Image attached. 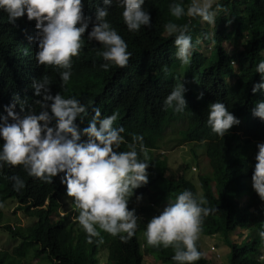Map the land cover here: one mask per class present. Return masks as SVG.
Returning <instances> with one entry per match:
<instances>
[{
	"label": "trees",
	"instance_id": "trees-1",
	"mask_svg": "<svg viewBox=\"0 0 264 264\" xmlns=\"http://www.w3.org/2000/svg\"><path fill=\"white\" fill-rule=\"evenodd\" d=\"M171 2L145 0L142 7L150 16V26H141L135 32L126 29L120 7L113 4L108 8L106 19L125 41L131 56L126 66H112L104 71L99 67L104 61L97 55L102 47L98 42L86 39L95 7L102 5L100 0H82V12L88 18L89 28L81 37L83 43L78 55L71 59V76L63 87L58 76L60 69L43 65L37 67L35 64V21H28L22 16L14 24H9L6 14L0 11L2 109L12 102L15 95L25 110L32 107L38 111L33 103L38 98L33 95L31 83L44 74L50 78L49 87L53 95L59 92L64 98H76L86 106L87 116L83 122L76 121L78 128L87 126L93 107L100 109L102 117L116 112L117 120L113 126L124 128L121 133L124 141L131 143L133 134L140 135L148 150L147 183L133 190L127 205L129 209H135L137 228L133 236L123 242L118 236L113 237L101 231L102 239L93 238L92 243H87L85 233L75 219L72 220L69 214L60 215V201L66 196L65 186L59 179L62 174L54 177L52 183H45L27 176L19 165L0 167V200H16L20 210L37 220L26 231L13 230L11 225L3 228L12 237L36 242V258H48L49 264H143L145 254H150L164 264H175L171 260V247L148 246L145 240L141 242L140 235L144 225L153 216L159 215L161 210L155 206H166L176 194L187 189L194 194H202L207 206L216 209L202 218L199 234L212 236L217 232L230 234L246 230L247 235L242 244L229 242V264H264L259 259L262 250L257 235L260 223L264 222V201L253 189L244 204L240 203L239 196L241 192L248 193L245 188L251 186L255 157H252L250 150L236 142L218 139L204 123L208 100L220 101L250 118L249 109L252 111L256 102L264 100L259 90L256 93L251 91L253 84L260 82V74L255 72V66L264 60V0H222L212 28L198 17L182 16L179 20L171 17L168 11ZM177 2L186 5L189 0ZM168 22L188 24L186 34L191 36L193 47L187 65H181L174 55V35L169 36L163 28ZM202 24H206V27ZM241 41L243 48L236 50L235 47ZM228 42L237 51L236 56L228 52ZM203 45L210 46V55L204 69L196 72L195 65ZM233 60H236L237 65L232 64ZM180 82L185 88L184 96L192 95L200 100L189 106L186 103L182 112H173L165 108L163 100L173 86ZM16 111H19V104ZM254 119L259 123H252L254 135H260L264 132V126L260 125L264 121ZM176 127L180 131V141L198 144L208 140L206 153L215 172L211 176H200L201 191L188 179L189 165H183L171 174L167 164L153 152L161 145L165 132ZM126 143H122L117 150H127ZM13 175L24 181L22 189H13V182L9 179ZM244 180L249 183L243 185ZM212 182L216 183L217 195L212 191ZM141 194L146 195L147 204L136 208L133 203L136 196ZM196 247L202 255L192 264H224L214 263L205 257L199 238ZM22 261L10 249H0V264H22Z\"/></svg>",
	"mask_w": 264,
	"mask_h": 264
},
{
	"label": "clouds",
	"instance_id": "clouds-1",
	"mask_svg": "<svg viewBox=\"0 0 264 264\" xmlns=\"http://www.w3.org/2000/svg\"><path fill=\"white\" fill-rule=\"evenodd\" d=\"M221 1L189 0L184 5L172 0L168 11L176 20L182 16L198 17L213 26ZM144 3L145 0H100L102 6L95 7L94 19L86 39L98 42L102 47L97 55L104 61L99 65L104 71L112 66H126L131 56L125 41L106 19L108 8L113 4L120 7L126 29L135 32L141 26H150V16L142 7ZM82 7V0H0V11L6 14L9 24H14L22 16L28 21H35V64L37 67L43 65L60 69L58 76L61 87L69 82L71 59L78 55L83 43L81 37L89 28ZM163 28L169 36L174 35L176 59L181 65L189 64L193 45L191 36L186 34L188 24L168 22ZM228 47L232 48L229 43ZM235 49L241 48L236 46ZM228 52L236 56L237 51L232 48ZM232 64L237 65L236 60ZM255 72L260 74V82L253 84L251 91L256 93L259 90L264 95V60L256 64ZM49 86L50 78L47 75L32 80L33 95L38 98L33 103L38 111L32 107L25 110L15 95L4 109L0 104V167L19 165L27 176L45 183H52L54 177L62 174L59 179L65 186V195L71 198L79 210L78 215L71 217L84 231L86 242L92 243L93 238L102 239L101 231L113 237L118 236L123 242L132 237L137 228L135 209L127 207L129 198L134 189L147 183L149 157L143 138L133 134L132 142L126 143L121 135L124 128L113 126L117 113L102 117L98 107L92 108L87 126L78 128L76 121L83 122L87 116L86 106L76 98H64L59 92L53 95ZM184 92L181 82L175 84L163 100L165 108L182 112L186 103L189 106L200 100L192 95L184 96ZM18 104L19 111H16ZM249 111L251 118L220 101L208 100L204 123L218 139L231 140L251 151L252 157H255L251 186L243 188L248 192L253 189L260 200L264 201V132L254 135L252 128L253 121L258 123L254 117L264 121V100L256 102L252 111ZM260 125L264 126V123ZM168 132L174 133L173 136L177 138L180 136L177 127L165 134ZM206 142L208 144V140L198 144L190 142L194 144L192 150ZM122 143H126L127 150L118 151ZM157 150L153 151L154 154H157ZM157 155L161 160V155ZM9 179L13 182L14 190L24 187V181L19 176L13 175ZM248 183L243 181V185ZM248 194L241 192V201L244 197L248 198ZM140 199L137 195V203ZM155 207L161 211L144 225L142 234L146 245L171 247V260L175 264H192L199 260L202 253L198 251L196 241L201 221L216 209L207 206V200L202 194H194L187 189L176 194L166 206L160 204ZM257 235L262 250L259 259L264 260V222L260 223Z\"/></svg>",
	"mask_w": 264,
	"mask_h": 264
},
{
	"label": "rangeland",
	"instance_id": "rangeland-1",
	"mask_svg": "<svg viewBox=\"0 0 264 264\" xmlns=\"http://www.w3.org/2000/svg\"><path fill=\"white\" fill-rule=\"evenodd\" d=\"M205 26V25H204ZM212 28V26H210ZM229 43V42H228ZM228 43L227 46H228ZM237 48H243L242 41L237 44ZM232 51L231 47H228ZM199 58L195 67L197 71L203 69L206 64L207 58L210 55V46L203 45L199 50ZM174 133L168 132L164 135L161 145L157 150V154L161 155V161L167 164L168 170L173 174L183 165H189L188 179L195 183L199 191L202 190L199 178L201 175L211 176L215 172L210 166L209 157L206 153L207 142L203 145L195 147L192 150L193 143L189 141H180L177 137L173 136ZM163 147V148H162ZM195 151V152H194ZM213 193L216 195V183H211ZM250 194V192H248ZM246 193V194H248ZM248 194V196H249ZM141 199L133 206L140 208L147 204V197L145 194L140 195ZM247 197H244L241 204H244ZM62 208L61 216H66L71 213V216L78 215V209L75 208L70 199L66 196L61 198ZM18 203L14 199L0 200V249H10L18 257L23 259L22 264H49V259L45 257L36 258L35 251L38 247L36 242H26L17 237H12L7 230L3 227L11 225L16 228V231H26V228L36 223V219L26 215L23 210H20ZM74 219V218H73ZM72 219V220H73ZM246 230H238L233 233L217 232L214 235L199 234V242L204 251L205 257L214 263L229 264L231 248L229 242L243 243V235ZM245 236V235H244ZM141 242L144 240L143 234L140 235ZM264 261V260H263ZM143 264H164L156 258L155 255L145 254Z\"/></svg>",
	"mask_w": 264,
	"mask_h": 264
},
{
	"label": "built area",
	"instance_id": "built-area-1",
	"mask_svg": "<svg viewBox=\"0 0 264 264\" xmlns=\"http://www.w3.org/2000/svg\"><path fill=\"white\" fill-rule=\"evenodd\" d=\"M15 228H13V230H14Z\"/></svg>",
	"mask_w": 264,
	"mask_h": 264
}]
</instances>
